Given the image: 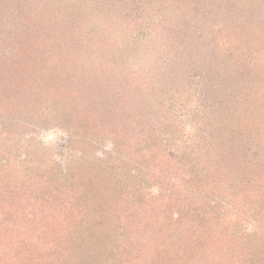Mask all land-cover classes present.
I'll list each match as a JSON object with an SVG mask.
<instances>
[{"label": "rangeland", "instance_id": "rangeland-1", "mask_svg": "<svg viewBox=\"0 0 264 264\" xmlns=\"http://www.w3.org/2000/svg\"><path fill=\"white\" fill-rule=\"evenodd\" d=\"M0 264H264V0H0Z\"/></svg>", "mask_w": 264, "mask_h": 264}, {"label": "clouds", "instance_id": "clouds-1", "mask_svg": "<svg viewBox=\"0 0 264 264\" xmlns=\"http://www.w3.org/2000/svg\"><path fill=\"white\" fill-rule=\"evenodd\" d=\"M58 135H60L59 131L53 130L49 132L48 134H46L45 136H43V139L45 143H51L57 138Z\"/></svg>", "mask_w": 264, "mask_h": 264}]
</instances>
